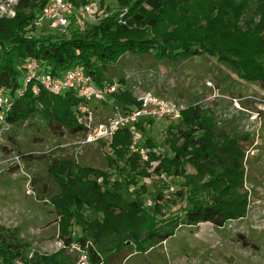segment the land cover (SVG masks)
<instances>
[{"label": "trees", "instance_id": "obj_1", "mask_svg": "<svg viewBox=\"0 0 264 264\" xmlns=\"http://www.w3.org/2000/svg\"><path fill=\"white\" fill-rule=\"evenodd\" d=\"M69 1L75 6L88 2ZM114 1L118 5L115 10L128 9L125 25H120L114 14L85 31L76 29L65 33L66 30L59 29L54 37L45 39L34 37L32 32L34 21L47 0H16L14 17L0 19V89H6L12 97L11 108L5 116L10 129L1 145L5 153L17 152L23 161L32 157L10 147L8 140L15 142L16 129L31 124L39 115L53 132L87 134L79 110L84 99L73 91L61 95L44 88L36 91L32 82L25 88V68L32 60L54 75L82 67L102 86L108 80L110 67H117L127 54L152 55L166 65L206 55L230 64L240 81L264 88V0ZM27 21L32 22V26L19 34V25ZM118 80L121 90L103 103L124 110L140 107L125 77L119 75ZM18 91H22V95ZM260 103H264V99ZM260 113L263 112L260 110ZM154 121L143 119L136 128L146 133L143 122L151 126ZM180 123L190 126L189 130L182 129ZM241 140L248 137L219 129L212 115L201 106L191 105L181 111V119L166 132L169 157L159 152L152 138L147 137L139 143L149 150V160L143 161L140 155L130 151L133 134L131 128L124 127L109 143L111 152L105 155L106 169L54 160L51 172L60 192L52 197V202L60 218L64 243L69 246L74 243L73 225L83 226L82 235L76 241L87 251L91 262L98 264L103 245L110 236H116L120 242L136 241L145 249L173 234V228L179 224L177 218L156 227L162 207L167 206L163 185L154 195L156 211L152 214L122 196L123 180H111L115 170L125 175L124 180L132 185L152 173L182 177L184 182L173 195L177 198L175 202L184 197L192 202L191 208L184 209V219L189 224L202 221L222 227L230 218L242 216L245 197L239 192L244 175ZM155 160H159V164L148 172ZM187 164L196 168V174L186 172ZM142 188L146 191L145 184ZM84 205L102 214V219L85 222L81 212ZM171 225L173 228L169 227ZM1 236L0 264H16L18 259L28 264L23 258L27 244L18 234L11 231ZM88 238L96 246H89ZM55 260L48 255L33 259L35 264H54Z\"/></svg>", "mask_w": 264, "mask_h": 264}, {"label": "rangeland", "instance_id": "obj_2", "mask_svg": "<svg viewBox=\"0 0 264 264\" xmlns=\"http://www.w3.org/2000/svg\"><path fill=\"white\" fill-rule=\"evenodd\" d=\"M15 1L0 0V7L4 5L7 8L10 4V8ZM94 1L110 13L118 7L114 0ZM118 12L126 15L128 9L122 7ZM125 15L123 20H119L121 16L116 18L120 25L126 24ZM40 16L41 12L34 21V37H54L60 32L59 29L63 30L53 20H40ZM99 22H77L74 18L65 33L76 29L85 31ZM31 26L32 22L29 21L21 23L18 33L21 34ZM119 75L125 77L137 98L151 92L185 108L201 106L208 115L213 116L219 129L232 135L248 137V140L240 141L244 175L239 183V192L245 197V208L242 216L230 218L222 227L202 221L189 224L184 219V209L191 208L192 202L186 197L175 202L177 198L173 195L181 188L184 182L182 177L152 173L144 176L137 185H132L124 180L125 175L115 170L111 180H123L122 196L152 214L156 211L154 195L164 187L167 206L162 207L159 219L163 222L157 220L156 227H163L168 219L177 218L179 224L174 228V225L169 226L173 228V234L167 240L145 249L140 248V243L136 241L120 242L116 236H110L103 245L101 262L98 264H264V119L252 121L249 116L250 112H256L262 106L255 98L264 99V88L256 83L240 81L230 64L206 55L190 58L180 64L166 65L152 55L141 57L127 54L117 67H110L107 82L120 84ZM235 94L248 98L244 102L245 110L239 113L230 110L232 104L229 97ZM108 98L111 99V96ZM89 107L95 113V124L107 121L114 111L112 105L99 101H92ZM219 110L232 113V117L222 125L217 124ZM143 123L146 133L135 128L141 144L142 140L151 137L159 152L171 156L165 141L166 132L178 121L165 118L154 121L151 126ZM179 126L185 131L190 128L181 123ZM14 134L15 142L8 140V145L32 154V157L25 158L19 170L0 168V246L1 235L14 231L27 244L23 258L28 264H35L33 259L38 255L54 256V264H93L89 258L83 262L87 251L76 241L82 235L83 226L73 225L75 241L71 246L64 243L60 218L52 202V197L59 194L60 188L51 168L54 160H67L106 169L105 155L111 152L109 145L105 141L85 144V133L53 132L40 115L31 124L16 129ZM157 164L159 160L152 161L148 172ZM185 169L192 175L197 172L191 164H187ZM144 184L146 191L142 188ZM29 189L31 193H28ZM231 200L238 201L234 198ZM81 212L85 222L102 219V214L88 209L87 205H84ZM87 241L89 246H96L90 238ZM16 264H22V260L18 259Z\"/></svg>", "mask_w": 264, "mask_h": 264}, {"label": "built area", "instance_id": "obj_3", "mask_svg": "<svg viewBox=\"0 0 264 264\" xmlns=\"http://www.w3.org/2000/svg\"><path fill=\"white\" fill-rule=\"evenodd\" d=\"M16 3V1H15ZM14 3V4H15ZM13 4V5H14ZM9 8L10 4L6 8L4 5L0 7V19L14 15V8ZM113 15L117 14V17L121 16L119 20H123L125 13L115 10ZM107 11L97 1H88L84 5L75 6L69 0H47L46 5L41 11L40 20H53L59 27L66 30L72 20L76 18L77 22L92 21L99 22L103 19L110 17L112 14ZM27 75L24 83L25 88L32 82L34 90L44 88L49 92L61 95L67 91H73L78 97L85 100V103L79 106V110L83 114V122L87 127L86 138L83 143H98L105 141L106 144L112 141L114 135L124 127L131 128L133 134V141L129 147L132 153L140 155L143 161L149 160V150L141 146L139 139L136 136V125L143 119H152L159 121L165 118L171 120L181 119V111L185 107L177 102H173L164 98H161L151 92H146L138 97L140 101V107L124 110L117 105L113 106L112 116L105 122L95 124V113L89 107V102L99 101L104 102L109 100L108 96L121 90L118 83L104 82L102 86L97 85L91 75L82 67L72 68L64 72V76L54 75L50 71L44 70L37 61H30L25 68ZM211 84L210 82L208 83ZM22 91H18L19 95H22ZM12 97L7 93V90L0 89V168L8 169H20L23 163V157L17 152L5 153L1 145L5 142L6 132L10 129V125L6 122L5 116L11 108ZM231 100L232 112L239 113V111L245 110L243 101L248 99L247 97H229ZM259 103L261 99L256 97ZM262 106L256 112H250L249 116L252 121L264 119V103H260ZM260 110L263 113H260ZM217 124L222 125L225 121L232 117V113L228 110H219L217 112ZM31 189L28 193H31ZM231 227V224L229 225ZM87 253H84L83 262L87 260Z\"/></svg>", "mask_w": 264, "mask_h": 264}]
</instances>
